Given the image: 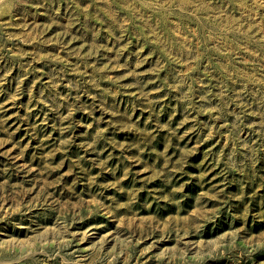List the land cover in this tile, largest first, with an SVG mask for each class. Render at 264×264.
Segmentation results:
<instances>
[{"label": "rangeland", "instance_id": "1", "mask_svg": "<svg viewBox=\"0 0 264 264\" xmlns=\"http://www.w3.org/2000/svg\"><path fill=\"white\" fill-rule=\"evenodd\" d=\"M0 264H264V0H0Z\"/></svg>", "mask_w": 264, "mask_h": 264}]
</instances>
